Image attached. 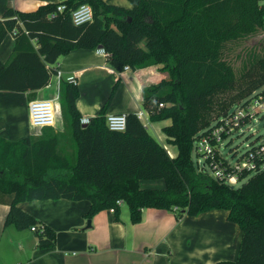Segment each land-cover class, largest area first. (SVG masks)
I'll list each match as a JSON object with an SVG mask.
<instances>
[{
    "label": "trees",
    "instance_id": "1",
    "mask_svg": "<svg viewBox=\"0 0 264 264\" xmlns=\"http://www.w3.org/2000/svg\"><path fill=\"white\" fill-rule=\"evenodd\" d=\"M130 1L132 8L69 0L60 13L58 4L20 11L10 0H0V44L9 32L16 39L9 59L0 58V89L25 92L46 86L58 72L59 58L81 48H103L108 64L119 72L126 65L136 69L163 63L170 77L145 86L143 104L151 120H172L163 131L178 154L171 156L135 112L128 113L124 131L109 128L106 111L115 90L100 113L83 124L77 106L80 88L64 79L60 99L75 161L60 154V134L50 126L41 136L19 140L0 134V192L11 205L6 224L20 230L37 226L39 243L46 248L54 247L56 231L20 202L88 199L86 215L92 218L104 208L119 214V201H124L135 223L144 207L173 209L178 219L225 209L241 228V243L235 260L215 264H264V159L241 172L238 187L198 169L193 158L197 138L213 131L214 113H226L257 90L264 94V53L255 45L239 49L240 69L231 56L238 44L264 30V0ZM83 3L92 5L94 20L77 25L71 9ZM251 171L255 173L245 181ZM161 179L164 187L141 186L143 180Z\"/></svg>",
    "mask_w": 264,
    "mask_h": 264
},
{
    "label": "crops",
    "instance_id": "2",
    "mask_svg": "<svg viewBox=\"0 0 264 264\" xmlns=\"http://www.w3.org/2000/svg\"><path fill=\"white\" fill-rule=\"evenodd\" d=\"M103 1L133 7L130 0ZM60 2L69 0H10V4L20 11H35L41 6ZM15 44V36L9 32L0 44L3 61L9 59ZM57 69L59 74L53 73L49 83L42 88L25 92L0 89L1 135L10 140H19L30 134L41 136L49 126L42 129L30 126V101L58 98L56 123L49 128L60 134V154L69 156L74 162V141L68 129L70 125L63 115L60 94L62 80L75 79L80 88L77 106L82 117L98 115L115 90L106 116L109 113L144 111L149 117L148 123L144 120V124L152 127L158 140L173 157L178 154V147L169 143L162 131L172 120H151L143 104L144 69L132 67L122 72L115 71L108 64L107 54L99 48L75 49L59 58ZM141 186L164 187V182L152 180L146 183L143 180ZM124 203L121 202L119 214L112 208H104L92 218H87L91 208L88 199L20 202L22 209L56 231L54 247L45 248L31 227L20 230L14 224H6L11 205L8 197L0 192V264H215L218 260H234L239 254L242 232L239 224L228 219V210L212 209L178 219L173 209L144 207L141 220L135 223L131 220L129 206L127 209ZM89 219L91 225L87 227Z\"/></svg>",
    "mask_w": 264,
    "mask_h": 264
},
{
    "label": "rangeland",
    "instance_id": "3",
    "mask_svg": "<svg viewBox=\"0 0 264 264\" xmlns=\"http://www.w3.org/2000/svg\"><path fill=\"white\" fill-rule=\"evenodd\" d=\"M142 44L144 45V42ZM252 45H255V50L257 52L262 54L264 53V30H261L260 33H257L256 35L251 37L248 42H242L238 44L236 46V50L231 53L234 65L237 69H240L242 65V59L236 58V53L239 51V49H246V47L247 49H249ZM141 68L144 69L146 75V87H149L152 84H158L163 79H168L170 77V72L164 67L163 63H152L141 66L140 69ZM257 93L258 90L254 94L256 95ZM255 95H252L249 98L243 99L236 104L231 105L226 113H223L221 115H216V113L213 114V119L210 125V128L213 131L212 133H209L207 135L213 137L212 134L216 133L223 136L222 142L218 145L219 152L222 153L220 155V159L223 162L229 163L231 167L235 166L233 168H236V166H238L243 161H247L249 155H252L251 152H253L255 148H258V143L264 141V108L260 109L255 104L251 105L250 107L246 106V103L251 102L252 99L256 97ZM159 106H164V104H159ZM144 120L148 123L147 119ZM68 127V129H70V126ZM148 129L151 134H154V136L157 138L156 133L153 131L152 127L148 126ZM31 130L33 132L36 131V129ZM223 133L225 135H223ZM201 137L197 138V141L194 145L195 148L193 150L194 162L197 165L198 169H201L200 167L207 161L205 159L206 155L204 157L203 152L200 151L199 153L196 148L198 139H200ZM210 170L211 169H209V172L212 174ZM251 172V174L244 178L245 181L255 173V171ZM238 174V180L229 182V184L238 187L242 184L243 181L240 179L241 173ZM151 181L152 180H146V183H150ZM158 182L164 181L163 179H161L158 180ZM124 207L128 209V205L126 203H124ZM233 234V241L235 242L237 240L235 230ZM236 257H238V253L233 259L235 260Z\"/></svg>",
    "mask_w": 264,
    "mask_h": 264
},
{
    "label": "built area",
    "instance_id": "4",
    "mask_svg": "<svg viewBox=\"0 0 264 264\" xmlns=\"http://www.w3.org/2000/svg\"><path fill=\"white\" fill-rule=\"evenodd\" d=\"M67 9V5L65 3H61L57 5L56 10L58 12H63ZM71 15L73 22L77 25L90 22L94 20V10L92 5L89 3H83L79 5L78 7L71 9ZM100 51L105 52L107 56L109 55L108 52H106L103 48H99ZM47 68H50L49 65H47ZM132 67L130 65H126L123 71L129 70ZM59 74V70L57 72ZM56 74V73H54ZM73 82H76L75 79H73ZM256 96V97H255ZM254 99H252V103L248 102L246 103L247 107H250L251 105L255 104L257 107L264 108V94L261 92H258L257 95H255ZM59 102L58 98H37L32 101H30L29 104V110H30V126L33 128H39L42 129L45 126H51L56 123V117L59 112ZM138 116L141 120L144 121V119L149 120L148 115L144 113V111H138ZM128 113L121 112V113H109L107 115V125L112 130H120L124 131L127 128V122H128ZM242 117V116H241ZM239 119V118H238ZM240 120V119H239ZM81 122L83 124H87L90 122V117L83 116L81 119ZM239 122V121H238ZM229 124V123H227ZM226 124V125H227ZM223 127V126H222ZM210 135H204L200 139H198V144L196 145L197 151L200 153V151L203 152V155L205 157L206 155V162L200 167L201 170H206L212 172V175L225 179L228 183L234 182L238 180V173H241L243 169L245 168H252L255 166L256 160L264 159V141L261 143H258V148H255L253 152H251L252 155H249L247 161H243L240 163L236 168H233L235 166H230L229 163L223 162L220 158V155L222 153L219 152L218 145L222 142L221 134L218 135L216 133ZM255 145V144H254ZM168 150V149H167ZM169 152V151H168ZM170 154V153H169ZM171 155V154H170ZM172 156V155H171ZM120 204L122 201H119ZM114 210V208H112ZM32 230H36L37 226L33 225L31 227Z\"/></svg>",
    "mask_w": 264,
    "mask_h": 264
},
{
    "label": "water",
    "instance_id": "5",
    "mask_svg": "<svg viewBox=\"0 0 264 264\" xmlns=\"http://www.w3.org/2000/svg\"><path fill=\"white\" fill-rule=\"evenodd\" d=\"M101 48V47H100ZM91 225V219L88 220V224L87 227H89Z\"/></svg>",
    "mask_w": 264,
    "mask_h": 264
},
{
    "label": "bare ground",
    "instance_id": "6",
    "mask_svg": "<svg viewBox=\"0 0 264 264\" xmlns=\"http://www.w3.org/2000/svg\"><path fill=\"white\" fill-rule=\"evenodd\" d=\"M163 131V130H162ZM163 134V133H162ZM171 148V147H170ZM169 150V149H168Z\"/></svg>",
    "mask_w": 264,
    "mask_h": 264
}]
</instances>
